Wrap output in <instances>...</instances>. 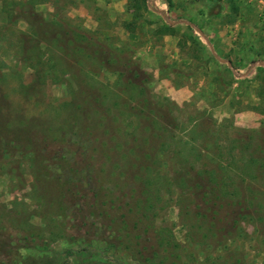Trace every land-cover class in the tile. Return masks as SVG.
Wrapping results in <instances>:
<instances>
[{"label": "rangeland", "instance_id": "374dc122", "mask_svg": "<svg viewBox=\"0 0 264 264\" xmlns=\"http://www.w3.org/2000/svg\"><path fill=\"white\" fill-rule=\"evenodd\" d=\"M259 1L214 22L255 60ZM208 5L0 0V264H264V68Z\"/></svg>", "mask_w": 264, "mask_h": 264}, {"label": "crops", "instance_id": "0c3cea01", "mask_svg": "<svg viewBox=\"0 0 264 264\" xmlns=\"http://www.w3.org/2000/svg\"><path fill=\"white\" fill-rule=\"evenodd\" d=\"M223 2L224 0H208L209 5L206 10L208 16L203 15L201 19H199L200 21H202L204 19V16H207V19H205V21H212L213 28H209V26H207V29L205 28V30H202V28L200 29L199 27L196 28L198 30L197 33H199L202 38L205 37V40L206 38H209V40H211V45L209 46H212V48H209L211 52H208L211 57L210 62L214 63V65H227L232 71L234 70V72L235 70H246V72L247 70H261L262 68H264V60L262 59V57L264 58V53L261 54L260 60H255L257 52L256 46L258 42L257 34H249L248 36L254 37V39H249L246 42H242L240 41L241 39L239 40V38L240 36H243V32L238 29H234L232 31L231 29H227L224 26L222 27L220 24L221 20H219V24L214 23L222 17V13L218 10L223 6ZM261 2L263 4L259 5H261L264 9V0H260L258 3ZM209 8H214L215 12L211 13V11L208 10ZM256 10L259 12L258 8ZM188 23L190 25H193V23L191 22ZM252 62L254 64H252L251 66ZM191 93V90L188 89L187 86H184L181 89H176L171 94V96L176 101L182 102L187 99L191 95Z\"/></svg>", "mask_w": 264, "mask_h": 264}]
</instances>
